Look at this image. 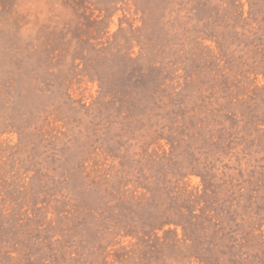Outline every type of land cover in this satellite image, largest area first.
<instances>
[{
  "label": "rangeland",
  "instance_id": "obj_1",
  "mask_svg": "<svg viewBox=\"0 0 264 264\" xmlns=\"http://www.w3.org/2000/svg\"><path fill=\"white\" fill-rule=\"evenodd\" d=\"M0 264H264V0H0Z\"/></svg>",
  "mask_w": 264,
  "mask_h": 264
},
{
  "label": "trees",
  "instance_id": "obj_2",
  "mask_svg": "<svg viewBox=\"0 0 264 264\" xmlns=\"http://www.w3.org/2000/svg\"><path fill=\"white\" fill-rule=\"evenodd\" d=\"M164 224H162L161 226H163Z\"/></svg>",
  "mask_w": 264,
  "mask_h": 264
}]
</instances>
